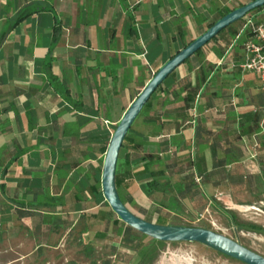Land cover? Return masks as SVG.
Returning <instances> with one entry per match:
<instances>
[{"label": "crops", "instance_id": "0c3cea01", "mask_svg": "<svg viewBox=\"0 0 264 264\" xmlns=\"http://www.w3.org/2000/svg\"><path fill=\"white\" fill-rule=\"evenodd\" d=\"M250 1L0 0V264L61 261L63 240L98 217L103 148L132 101L179 50ZM247 16L264 22V7ZM245 21L177 67L132 125L127 206L179 212L213 202L206 190L235 183V172L264 171L252 154L264 146V87L242 68ZM150 172L161 189L148 195Z\"/></svg>", "mask_w": 264, "mask_h": 264}, {"label": "rangeland", "instance_id": "374dc122", "mask_svg": "<svg viewBox=\"0 0 264 264\" xmlns=\"http://www.w3.org/2000/svg\"><path fill=\"white\" fill-rule=\"evenodd\" d=\"M139 118V117H138ZM137 118V119H138ZM134 122L133 130L139 127L140 120ZM253 154V161L259 168L257 155L264 158V146L256 147ZM262 162V161H261ZM264 164V160H263ZM234 173V172H233ZM258 172H235L237 176L235 183L225 181L219 189L206 190L208 198L196 199L194 202H187L188 209L168 213L164 209H149L143 211L138 205L128 203V207L140 217L156 222L159 215H163L167 224H180L189 226H199L222 233L249 249L264 256V232L255 231L246 227L237 226L231 221L230 216L225 213V209L231 210L237 221L243 224L254 223L264 227V185L257 179ZM242 175L241 179H239ZM102 176V175H101ZM123 195L122 192L119 193ZM99 195L105 199L103 191ZM216 200V202H215ZM106 201V199H105ZM98 217L87 224L81 222L74 231V235H83L92 238L96 233L118 234L127 233L129 226L119 219L114 211H110L105 203L98 209ZM203 217H200V215ZM131 233L138 234L139 231L132 228ZM147 242L148 249L153 248L159 251L156 264H246L238 259L227 256L211 247L195 241H159L150 236L143 237ZM63 240V264L65 263L66 247ZM102 251L109 249V244L101 242ZM123 248V246H118ZM74 249V248H73ZM101 251V252H102ZM121 252H124L122 249ZM106 254H108L106 252ZM75 256H68L74 258ZM76 258V257H75ZM35 260L34 264H59L58 259L49 258ZM88 260L80 261V264H89Z\"/></svg>", "mask_w": 264, "mask_h": 264}, {"label": "water", "instance_id": "95a60500", "mask_svg": "<svg viewBox=\"0 0 264 264\" xmlns=\"http://www.w3.org/2000/svg\"><path fill=\"white\" fill-rule=\"evenodd\" d=\"M263 6L264 0H252L234 8L213 23L203 34L179 50L154 73L117 123L104 156L101 176V187L108 205L118 215L119 219L129 227L159 241L200 242L246 264H264V256L238 241L208 228L180 224H159L135 214L123 202L119 194L116 174L125 137L158 87L177 67L202 49L221 31L245 18L253 10Z\"/></svg>", "mask_w": 264, "mask_h": 264}, {"label": "flooded vegetation", "instance_id": "af4514ba", "mask_svg": "<svg viewBox=\"0 0 264 264\" xmlns=\"http://www.w3.org/2000/svg\"><path fill=\"white\" fill-rule=\"evenodd\" d=\"M145 236L148 235L131 232L99 233L92 238L69 235L64 240L67 252L64 264H80L83 260H88L89 264H156L159 251L153 248L148 249L147 242L143 238ZM101 242L109 244V249L105 252L100 247ZM118 246H123L124 252H121L122 249ZM68 256L76 258H68ZM60 264H63V256Z\"/></svg>", "mask_w": 264, "mask_h": 264}, {"label": "trees", "instance_id": "16d2710c", "mask_svg": "<svg viewBox=\"0 0 264 264\" xmlns=\"http://www.w3.org/2000/svg\"><path fill=\"white\" fill-rule=\"evenodd\" d=\"M263 7H264V6H263ZM263 7L257 8V9H255V10H253L252 12L257 11V10L263 8ZM231 10H233V9H228V10H227V13L230 12ZM241 20H242V19H241ZM212 24H213V23H212ZM212 24H210V26H211ZM230 27H232V25L228 26V27L225 28L224 30H226V29H228V28H230ZM224 30L221 31L220 33L224 32ZM220 33H219V34H220ZM238 33H239L238 30H234L233 33H232V35L235 36V35L238 34ZM248 33H250L249 30H248ZM248 35H249V34H248ZM250 35H251V34H250ZM244 42H245V41H244ZM200 52H201V49H200L199 51H197V53H200ZM196 90H197V88H196V89H193L192 91H193V92H196ZM189 98H191V97H189ZM188 100H189V99H188ZM149 105H150V101H148V103L146 104V107H148ZM115 127H116V126H115ZM114 129H115V128H114ZM108 145H109V142H108V144L103 148V153H104V154H105L106 151H107ZM133 145L137 146V145L135 144V141H134V138H133V130H132V127H131L130 130H129V132H128V134H127L126 137H125V140H124V143H123V146H122L121 152H120V156H119V161H118L117 174H116V183H117V188H118L119 193L122 192V188H123V186H124V179H125V175H126V173H122V172H121V168H122V166H123V164H124V160L128 159V156H129V155H128V152H127V149H128L130 146H133ZM148 157L151 159V160H150L151 163L155 162V160H154V158H153L154 156H152V155H148ZM103 160H104V159L101 160L102 163H103ZM101 175H102V169L100 170V178L98 179V187L94 186V190L97 191V192H101V189H102V187H101ZM150 175H151V178H152V179L148 182L147 185H145V190H147V194H148V195L151 194L150 190H155V189H156V190H159V189H161V188H160V185H161V184H160V178H161L160 173H158V172H150ZM257 179H258V181L260 182V184L264 185V171H263V172H260V174L257 176ZM263 191H264V190H263ZM263 193H264V192H263ZM121 198H122L123 202L126 203V199L124 198L123 195L121 196ZM103 200H104V203H105L108 207H110V206L108 205L107 201H105L104 198H103ZM215 202H216V200H215ZM110 209H111V208H110ZM110 211L112 212V209H111ZM225 213L228 214V216H230L231 221H232L233 223H235L237 226L239 225V226H241V227H246V228H248V229H252V230H255V231L264 232V227H263L262 225H257V224H254V223L243 224V223H240L239 221H237L235 215L233 214V212H232L231 210L225 209ZM165 219H166V218H165L164 216L161 215V216L158 217L157 223H159V224H167V222L165 221ZM120 221H121L120 219H117V220H115L114 222H115L116 224H118ZM131 230H132V228L129 227L127 233H130Z\"/></svg>", "mask_w": 264, "mask_h": 264}, {"label": "built area", "instance_id": "2783aa9c", "mask_svg": "<svg viewBox=\"0 0 264 264\" xmlns=\"http://www.w3.org/2000/svg\"><path fill=\"white\" fill-rule=\"evenodd\" d=\"M245 29H248L251 35L244 42L245 58L242 68L258 74L264 87V22H257L251 16H246L242 30ZM200 217L203 215L201 214Z\"/></svg>", "mask_w": 264, "mask_h": 264}]
</instances>
